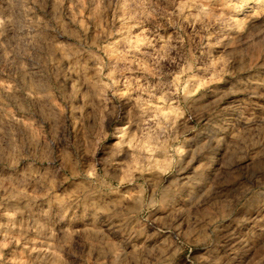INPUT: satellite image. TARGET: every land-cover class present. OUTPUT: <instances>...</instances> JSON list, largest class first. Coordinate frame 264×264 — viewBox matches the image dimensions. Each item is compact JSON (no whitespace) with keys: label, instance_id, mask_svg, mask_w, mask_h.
Instances as JSON below:
<instances>
[{"label":"rangeland","instance_id":"obj_1","mask_svg":"<svg viewBox=\"0 0 264 264\" xmlns=\"http://www.w3.org/2000/svg\"><path fill=\"white\" fill-rule=\"evenodd\" d=\"M0 264H264V0H0Z\"/></svg>","mask_w":264,"mask_h":264},{"label":"bare ground","instance_id":"obj_2","mask_svg":"<svg viewBox=\"0 0 264 264\" xmlns=\"http://www.w3.org/2000/svg\"><path fill=\"white\" fill-rule=\"evenodd\" d=\"M97 233V232H96Z\"/></svg>","mask_w":264,"mask_h":264}]
</instances>
